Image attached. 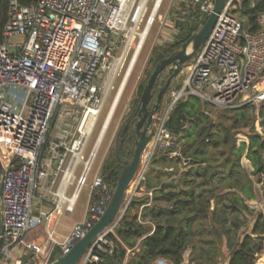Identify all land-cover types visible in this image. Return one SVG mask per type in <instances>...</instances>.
I'll return each instance as SVG.
<instances>
[{"label":"built area","instance_id":"obj_1","mask_svg":"<svg viewBox=\"0 0 264 264\" xmlns=\"http://www.w3.org/2000/svg\"><path fill=\"white\" fill-rule=\"evenodd\" d=\"M9 1L8 20L0 32V211L4 227L0 261L19 253L21 247L22 256L15 264H51L55 250H59V256L67 254L104 215L115 188L100 175L94 179L87 216L63 241L57 239L53 229H48L44 242H29L27 234L74 211L107 130L112 106L130 78L162 0ZM150 1L151 10L144 28L139 30ZM238 1L227 0L207 42L191 63L189 76L179 88L171 90L170 104L155 115L151 139L121 215L96 238L79 264H105L107 257L116 253L118 245L112 235L119 239L116 229L135 198L148 197L140 206L137 222L152 227L149 234L153 233L155 224L145 217V210L155 206L158 189L146 186L151 167L156 168L154 162L160 158L177 160L184 166L193 162L183 154V130L189 125L181 132L167 126L180 101L197 96L223 110L264 104V11L258 19L259 29L250 32L235 11ZM191 3L196 17L206 21L215 0ZM131 49L130 62L94 148L84 159L98 118ZM80 166L81 174L77 176ZM72 185L75 189L69 194ZM40 198H45L51 209L37 216L35 202ZM173 208L171 205L168 209ZM142 239L132 248L119 239L126 249L125 262L140 251ZM166 261L161 258L152 264Z\"/></svg>","mask_w":264,"mask_h":264},{"label":"trees","instance_id":"obj_2","mask_svg":"<svg viewBox=\"0 0 264 264\" xmlns=\"http://www.w3.org/2000/svg\"><path fill=\"white\" fill-rule=\"evenodd\" d=\"M18 1L21 4H30L34 0ZM236 3L235 11L245 17L244 27L250 32H256L259 29V16L264 11V0L256 1L254 7L251 0ZM9 10L10 1L0 0V32L8 20ZM204 23L205 19L192 22L186 32L178 37L179 40L172 43V48L155 47L150 64L156 67L169 52L180 49ZM142 90L144 86L141 87L140 91ZM192 97L197 96L180 101L167 122L169 128L178 132L185 125H189L188 129L183 130V154L193 161L194 168L184 173L191 187L170 194L168 198L173 196V200L178 196L172 204L173 209L152 211L155 229L151 234H148L150 226L146 227L137 222L140 206L147 199L132 200L117 229L120 240L127 247H134L143 238L140 251L131 257L129 264H152L160 258L181 264L184 253L192 246L194 252H198V264H212L221 253L219 242H224L229 251L228 264H264V212L255 210L247 202L256 197V183L264 186V133L257 132L253 126L248 134V143L242 142L240 146L236 143V134L230 136L228 131L225 138L219 140L218 132L212 129L214 124L202 112L201 99L197 97L192 100ZM253 106L246 104L234 109L237 117L232 127L236 128L241 119H248L249 108ZM260 107V116L263 118L261 124L264 128V104ZM220 145L230 149L231 153L227 156L226 150L222 151V158L218 160L213 158V154ZM134 149L133 137L127 136L122 144L119 139L115 154L104 171L105 181L114 188L124 162L133 158ZM243 156L251 162V172L241 165ZM166 160L168 159H156L155 163ZM170 161L179 164L177 160ZM155 166L156 171L168 173L164 168ZM155 187L148 178L147 188ZM166 187H158L155 193ZM212 200L215 207L211 210ZM180 215H185V218L180 220ZM233 215L237 217L232 219ZM208 221L211 222V227L206 232ZM112 237L121 246L115 236ZM196 239L198 241L194 244ZM125 254L126 249L121 246L113 256L107 257L105 264H122ZM58 257L57 253L53 254L51 261L54 262Z\"/></svg>","mask_w":264,"mask_h":264},{"label":"rangeland","instance_id":"obj_3","mask_svg":"<svg viewBox=\"0 0 264 264\" xmlns=\"http://www.w3.org/2000/svg\"><path fill=\"white\" fill-rule=\"evenodd\" d=\"M257 1V0H256ZM153 2H149L148 9L144 12L142 21L139 25V30H142L145 25V21L147 16L149 15V12L151 10ZM170 0H164V3L162 7L159 10V14L166 16L168 14V8H169ZM241 18L245 20V17L241 15ZM171 35V31L168 25H162L161 21L157 18L156 22L151 26V29L148 32V37L146 39V42L137 58V61L133 67L132 73L130 75V78L125 86V89L122 93L121 99L117 105V108L112 116V119L109 123L108 129L106 130L104 137L101 140V143L99 145V148L97 150V154L92 162L91 168L87 174V182L80 190L78 199L75 204L74 211L70 215H64L61 217L60 221V229L62 227H66V229L69 231L75 224L82 223L86 216H87V209L89 205V200L91 196V184L93 183L94 179L100 175L104 177V171L106 168V165L109 160L112 159V157L115 154V151L117 149L118 141L120 139V135L122 132L123 127L125 126L127 116L130 114H133L135 107L137 106V103L139 102V99L141 97L140 91L142 86H146L148 82V76L153 73L155 66L150 64L152 53L155 47H161L162 49L165 48H172V43L179 40V36L175 37V39L170 41L167 40V36ZM137 40V37L134 39ZM163 44V45H162ZM182 46V45H181ZM174 50L169 52L167 56H169ZM201 51V50H200ZM199 51V52H200ZM197 55V54H196ZM132 56V49L128 51V53L125 56V59L120 67V70L116 76V79L113 83L111 92L109 94V97L102 109V112L98 118V121L96 123L95 129L93 131V134L89 140L88 146L85 151L84 159H87L89 156L90 151L94 148V145L96 143V140L99 136V133L102 129V126L105 122V119L108 115V112L111 108V105L113 103V100L116 96V93L119 89V86L122 82V79L124 77V74L127 70L128 64L130 62ZM196 57V56H195ZM195 57L190 61L188 64V67L182 72L174 81V87L179 88L180 84L183 82L185 78H187L191 71V63L195 59ZM171 93V92H170ZM170 93L166 96V101L163 104V107L161 111H163L164 108L167 107V105L170 104ZM191 97V96H190ZM188 97V98H190ZM197 97H192V100H195ZM202 103V112L209 117L211 120V123L214 124V127L212 128L214 131H217L219 140H223L226 136V131H228V135L232 136L236 134V143L238 146L242 142H248V134L252 131V127L255 126V130L259 133H264V128L261 124L262 119L260 116V106H253L250 107L248 112V119H241L238 123V126L232 127L234 124V121L237 117V111L235 110H223L220 109L214 105H211L209 102H206L201 99ZM237 109V108H236ZM231 138V137H230ZM212 147V146H211ZM226 150L227 156L231 153L230 149L226 148L223 145H220V148L216 150V153L213 154V158H218L220 160L222 158V151ZM246 157L243 156L241 159V165L244 168H247L246 166L248 163L246 162ZM132 160V159H130ZM129 160V161H130ZM172 161L166 160L165 162L161 161L159 163H155V165H158L161 168H173V171H169L168 173H164L163 171H156L154 167L152 166L149 172V178H150V184L158 187L161 186H167L163 190H158L154 195L155 200V206L152 208H148V215H152V211L154 210L157 212V210L164 211L165 209L169 208L175 201V199H178L175 197L173 200V196L170 194H174L176 192H179L182 189H188L191 187L189 185L187 177L184 175V173L188 170H190V166H184L183 164H175L171 163ZM82 166L79 167V170L77 172V176L81 174ZM0 186H1V176H0ZM148 186V184L146 185ZM155 187V188H156ZM75 189V185H72L69 188V194H71ZM133 190V185L130 186V188L127 191L128 194L131 193ZM196 191L198 192L199 189L197 188ZM148 198V197H141ZM140 199V198H139ZM172 199V201H170ZM251 204L255 206V210L262 211L264 208V186L257 183L256 186V197L254 200H250ZM215 207L213 206V203L211 202V210ZM154 208V209H153ZM210 210V211H211ZM125 214V213H124ZM237 215L231 216L232 219H235ZM185 218V215H180V220ZM154 220V219H153ZM251 220V218H249ZM121 222V221H120ZM120 224V223H119ZM211 222L208 221V225H206L205 228H207L206 232H209ZM120 227L118 225L117 229ZM65 229V230H66ZM116 229V232H117ZM36 229L32 230L27 234V239L30 238V234L35 232ZM117 238H119L117 233ZM120 239V238H119ZM118 239L119 243L123 247L122 243ZM198 241V239L195 240V243ZM118 245V250L120 249V245ZM221 253L218 254L217 258L215 259V262H212V264H224L227 259V247L224 244V242H219ZM193 247V246H192ZM194 248V247H193ZM19 250V256L10 255V257L2 259L0 262L3 264H15L19 260V258L22 256V248H18ZM198 252L192 251V253L185 254V259L183 260V264H198ZM18 258V259H17ZM27 258H25L26 260ZM129 264V262H128ZM156 264V263H155ZM162 264H165L162 262ZM166 264H174L170 260L166 261ZM203 264V263H201ZM208 264V263H207Z\"/></svg>","mask_w":264,"mask_h":264},{"label":"water","instance_id":"obj_4","mask_svg":"<svg viewBox=\"0 0 264 264\" xmlns=\"http://www.w3.org/2000/svg\"><path fill=\"white\" fill-rule=\"evenodd\" d=\"M227 0H215V5L212 13L205 21V23L196 31L192 36L187 39L181 46L180 49L174 50L169 56L163 58L156 66L152 73L149 81L147 82L142 92L139 106L136 113L141 117L143 111L147 108L150 103L154 92L153 87L156 80L163 73L168 70L169 77L163 89H161L158 95V103H161L165 92L168 91L171 83L188 67L190 61L196 56V54L203 48L211 31L213 30L218 15L224 8ZM158 104L156 108H158ZM146 120V119H145ZM144 118H141L136 124V132L138 133V139L135 143L134 155L132 160H126L123 164L119 180L115 187L112 199L109 206L106 209L104 215L89 229L83 238L78 240L70 251L57 258L51 264H79L83 256L86 254L88 249L91 247L96 238L103 233L108 227L119 218L122 213V209L125 205V199L127 191L136 176L140 161L144 152L145 147L151 139V134H148V123L144 124ZM129 124L125 125L122 130V137L125 138L128 131ZM123 143V140L120 141ZM3 165L0 159V176H2ZM3 186H0V202L2 200ZM3 222L0 211V246L3 242Z\"/></svg>","mask_w":264,"mask_h":264},{"label":"crops","instance_id":"obj_5","mask_svg":"<svg viewBox=\"0 0 264 264\" xmlns=\"http://www.w3.org/2000/svg\"><path fill=\"white\" fill-rule=\"evenodd\" d=\"M239 1H241V0H239ZM251 1L254 3L256 2V0H251ZM163 3H164V0H162L161 6L158 9V12H157L156 18H155V22L158 18L161 21L162 25L166 24L169 26L170 31H171V35L167 36V40L169 39L170 41L172 40V42H173L175 37L181 35L182 33H185L187 27L190 26V24L192 22L198 21V18L196 17V14L194 13L191 0H170V4H169V8H168V14L166 16L159 14V10L162 7ZM261 134H263V133H261ZM246 162L248 163V165L246 167H247L248 171L251 172L253 170L252 164L248 159H246ZM193 168H194V166H193V164H191L189 169H193ZM256 186H257V183H256ZM247 202H248L249 206L255 208V206H253V204H251L250 201H247ZM212 203L214 206L215 205L214 200H212ZM50 209H51L50 204H49V202H47L45 200V198H40L35 202V214L37 216H40V215H43L44 213H47ZM64 215H70V214H64ZM64 215H60L59 217H57L55 222L52 223L51 225L46 224V223L41 224L37 228V230H35V232L30 234V238H28L27 240L29 242H44L47 239L48 229H53L55 232L54 235L57 237V239L59 241H63L67 236H69L72 233L74 227L77 224H79V223L75 224L69 231L66 229V227H62V226H61L62 229H60L59 227H60L61 217ZM145 217H147V219L149 218L150 220H152V222L155 224V221L153 220L151 215H148V208L145 210ZM146 227H148V225H146ZM149 229H150L149 230V233H150L153 230V228L149 227ZM138 241H137V243H138ZM192 251H194V249L192 247H189L187 249L188 256L190 253H192ZM55 253H57L59 256V250L58 249L54 251V254ZM185 253H184V259H185ZM18 254L19 253L14 252L12 255L16 256ZM227 254H228L227 259H226L224 264H228V261H229V251L227 252ZM25 258L26 257H24L23 259L25 260ZM125 258H126V254H125ZM125 258H124V261L122 264H127L129 262V260H128V262H125ZM158 260H156V261H158ZM0 264H1V262H0Z\"/></svg>","mask_w":264,"mask_h":264},{"label":"flooded vegetation","instance_id":"obj_6","mask_svg":"<svg viewBox=\"0 0 264 264\" xmlns=\"http://www.w3.org/2000/svg\"><path fill=\"white\" fill-rule=\"evenodd\" d=\"M157 66V65H156ZM156 68V67H155ZM155 70V69H154ZM154 72V71H153ZM152 74H150L148 76V81L150 79ZM169 77V73H168V70H165L163 71V73L159 76V78L156 80L155 82V85L153 87V92H154V95L150 101V103L148 104L147 108L143 111L141 117L138 116V114L136 113L137 111V108L139 106V102H140V99H139V102L137 103V106L135 107V110L133 112V114H130L127 116V120H126V123L125 125L129 124V128H128V131L126 133V136H129V137H133L134 138V142L136 143V140L138 139V133L136 132V124L137 122L141 119V118H144V121H145V125L148 123V134L151 133V128H152V125H153V122H154V117L156 114H158L162 107H163V104L164 102L166 101V96L171 92V90L173 89L174 87V81L171 83L169 89L167 92H165L164 96H163V100L161 103H158V95L161 91V89L164 88L166 82H167V79ZM142 95V94H141ZM141 98V97H140ZM158 104V108H156V105ZM146 119V120H145ZM125 127V126H124ZM123 127V128H124ZM123 130V129H122ZM122 137V132H121V135H120V141L124 139Z\"/></svg>","mask_w":264,"mask_h":264},{"label":"bare ground","instance_id":"obj_7","mask_svg":"<svg viewBox=\"0 0 264 264\" xmlns=\"http://www.w3.org/2000/svg\"><path fill=\"white\" fill-rule=\"evenodd\" d=\"M130 76V75H129ZM129 78V77H128ZM125 84H126V82H125ZM125 84L123 85V87H122V89H121V91L119 92V94H118V96H117V98H116V100H115V102H114V104H113V106H112V109H111V113H110V115H109V118L107 119V122H106V125H105V127L108 129V126H109V123H110V121H111V119H112V116H113V114H114V112H115V110H116V108H117V105H118V103H119V101H120V99H121V96H122V93H123V89H124V87H125ZM134 183L133 182H131V185H133ZM130 185V186H131ZM130 188V187H129ZM132 192V191H131Z\"/></svg>","mask_w":264,"mask_h":264}]
</instances>
